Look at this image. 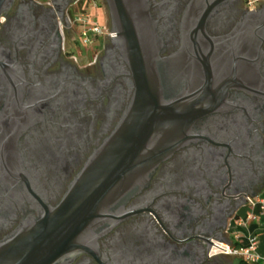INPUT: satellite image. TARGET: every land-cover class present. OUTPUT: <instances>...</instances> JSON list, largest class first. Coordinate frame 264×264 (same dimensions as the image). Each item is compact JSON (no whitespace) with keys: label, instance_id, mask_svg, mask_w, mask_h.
<instances>
[{"label":"flooded vegetation","instance_id":"flooded-vegetation-1","mask_svg":"<svg viewBox=\"0 0 264 264\" xmlns=\"http://www.w3.org/2000/svg\"><path fill=\"white\" fill-rule=\"evenodd\" d=\"M123 2L164 102L198 114L187 142L54 264H238L216 247L264 191V0ZM121 34L110 0L0 6V247L61 204L126 120L138 82Z\"/></svg>","mask_w":264,"mask_h":264},{"label":"water","instance_id":"water-1","mask_svg":"<svg viewBox=\"0 0 264 264\" xmlns=\"http://www.w3.org/2000/svg\"><path fill=\"white\" fill-rule=\"evenodd\" d=\"M4 1L0 0V6ZM110 2L129 48L137 94L126 120L90 159L61 204L0 247L1 264H54L84 249V237L108 211L187 142L186 122L198 112L179 111L177 102H164L158 62L145 54L123 0ZM254 72L259 77L257 62Z\"/></svg>","mask_w":264,"mask_h":264},{"label":"built area","instance_id":"built-area-1","mask_svg":"<svg viewBox=\"0 0 264 264\" xmlns=\"http://www.w3.org/2000/svg\"><path fill=\"white\" fill-rule=\"evenodd\" d=\"M95 34L101 33L102 27L97 22L93 24L91 29ZM109 35H113L112 31H108ZM247 205L250 210L245 217L238 218L236 221V229H233V244L221 243L216 247V252L227 253L239 257L249 264H264V253L259 251L258 235L248 233L243 235L239 228L247 227L249 222L256 220L259 215H264V195L248 196ZM246 238V243L242 244L241 240Z\"/></svg>","mask_w":264,"mask_h":264},{"label":"crops","instance_id":"crops-1","mask_svg":"<svg viewBox=\"0 0 264 264\" xmlns=\"http://www.w3.org/2000/svg\"><path fill=\"white\" fill-rule=\"evenodd\" d=\"M260 195H264V191L261 192ZM249 210H250L249 205L246 204L245 206H243L240 210L239 218L245 217ZM234 229H236V225L234 226ZM239 230H241L243 235H247L248 233H253L258 235L259 251L264 253V215H259L256 220L250 221L247 227H241L239 228ZM241 243L242 244L246 243L245 237H243ZM238 264H249V263H247L246 261L240 258Z\"/></svg>","mask_w":264,"mask_h":264},{"label":"rangeland","instance_id":"rangeland-1","mask_svg":"<svg viewBox=\"0 0 264 264\" xmlns=\"http://www.w3.org/2000/svg\"><path fill=\"white\" fill-rule=\"evenodd\" d=\"M231 256H232V257H236V256H233V255H231ZM238 258H239V257H238ZM239 259H240V258H239ZM239 259H238V260H239Z\"/></svg>","mask_w":264,"mask_h":264}]
</instances>
